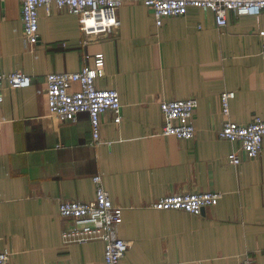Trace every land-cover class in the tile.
I'll use <instances>...</instances> for the list:
<instances>
[{
    "label": "crops",
    "instance_id": "obj_1",
    "mask_svg": "<svg viewBox=\"0 0 264 264\" xmlns=\"http://www.w3.org/2000/svg\"><path fill=\"white\" fill-rule=\"evenodd\" d=\"M151 9L126 2L119 28L85 35L77 15L40 11L38 38L27 46L21 3L0 0V73L32 77L26 88L3 84L0 103V250L9 264H103L105 243L67 241L74 221L59 214L64 200L95 198L100 174L112 201L124 208L118 235L131 242L122 264H264V144L257 159L228 161L237 144L219 137L226 120L264 119V14L231 12L220 28L212 10L190 7L158 27ZM105 56L101 88L117 89L122 121L102 115L93 141L89 116H51L47 75L92 67ZM235 92L230 115L221 95ZM197 98L196 133H162L163 100ZM217 191L221 199L198 214L159 210L164 195Z\"/></svg>",
    "mask_w": 264,
    "mask_h": 264
},
{
    "label": "built area",
    "instance_id": "obj_2",
    "mask_svg": "<svg viewBox=\"0 0 264 264\" xmlns=\"http://www.w3.org/2000/svg\"><path fill=\"white\" fill-rule=\"evenodd\" d=\"M23 22V35L27 46L38 38L41 9L55 5L77 15L85 35H107L120 26L119 8L126 2L142 3L152 11L155 24L160 27L165 18L186 15L190 7L208 8L215 15L216 24L223 28L228 23L231 12L238 16L264 14V0H19ZM259 34L264 38V22ZM264 60V42L261 49ZM105 56L95 54L92 67L84 66L79 71L51 72L47 75L46 96L51 116L60 122L77 121L82 113L89 116L93 141L101 139L102 115L109 112L115 123L122 121V101L115 88H101L98 79L104 76ZM7 81L11 88H26L32 77L15 71L0 73V103L4 100L3 84ZM235 92L225 91L221 95L222 113L230 115V102ZM197 98L163 100L160 103L164 124L162 133L178 139H193L196 133L194 121L198 107ZM219 137L237 144V148L227 156L233 165L243 159H257L264 144V119L256 116L249 123L226 120L219 131ZM96 193L90 201L64 200L59 204V214L74 221V227L64 233L67 241L87 242L102 240L105 243L103 264H122L131 242L118 235V227L123 222L122 206L116 205L103 184V177H93ZM222 197L217 191H193L160 197L151 206L159 210H184L198 215L206 207L215 205ZM11 252L0 250V264H9ZM66 264V263H56ZM161 264H193L179 261ZM238 264H256L244 257Z\"/></svg>",
    "mask_w": 264,
    "mask_h": 264
},
{
    "label": "rangeland",
    "instance_id": "obj_3",
    "mask_svg": "<svg viewBox=\"0 0 264 264\" xmlns=\"http://www.w3.org/2000/svg\"><path fill=\"white\" fill-rule=\"evenodd\" d=\"M152 13V12H151Z\"/></svg>",
    "mask_w": 264,
    "mask_h": 264
}]
</instances>
